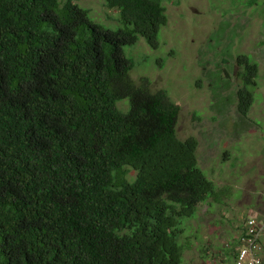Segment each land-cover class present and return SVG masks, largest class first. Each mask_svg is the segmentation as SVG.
Wrapping results in <instances>:
<instances>
[{
    "label": "trees",
    "instance_id": "trees-1",
    "mask_svg": "<svg viewBox=\"0 0 264 264\" xmlns=\"http://www.w3.org/2000/svg\"><path fill=\"white\" fill-rule=\"evenodd\" d=\"M77 1L0 0V264H185L180 221L215 186L197 140L177 138L180 107L136 84L123 51L157 46L165 7L104 0L121 25L108 30ZM236 64L247 116L258 64L246 54Z\"/></svg>",
    "mask_w": 264,
    "mask_h": 264
},
{
    "label": "rangeland",
    "instance_id": "rangeland-1",
    "mask_svg": "<svg viewBox=\"0 0 264 264\" xmlns=\"http://www.w3.org/2000/svg\"><path fill=\"white\" fill-rule=\"evenodd\" d=\"M76 3L104 29L121 26L104 0ZM161 3L168 22L157 46L139 39L123 49L134 63L130 77L136 84L147 81L151 92H167L180 107L177 138L197 140L198 166L215 186L216 195L199 204L193 218L180 221L184 263L234 264L232 250L244 220L264 217V0ZM239 54L248 55L259 70L247 116L236 108ZM126 105L127 100L117 103Z\"/></svg>",
    "mask_w": 264,
    "mask_h": 264
},
{
    "label": "built area",
    "instance_id": "built-area-1",
    "mask_svg": "<svg viewBox=\"0 0 264 264\" xmlns=\"http://www.w3.org/2000/svg\"><path fill=\"white\" fill-rule=\"evenodd\" d=\"M255 218L248 219L246 235L241 239L244 245L238 249L234 264H262L258 240L264 232V222Z\"/></svg>",
    "mask_w": 264,
    "mask_h": 264
}]
</instances>
